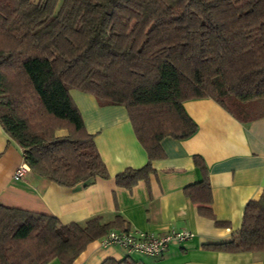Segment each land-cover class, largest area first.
Listing matches in <instances>:
<instances>
[{"label":"trees","instance_id":"16d2710c","mask_svg":"<svg viewBox=\"0 0 264 264\" xmlns=\"http://www.w3.org/2000/svg\"><path fill=\"white\" fill-rule=\"evenodd\" d=\"M122 106L147 163L115 184L131 190L165 157V138L197 126L189 100L211 99L239 123L264 118V0H0V127L24 164L60 187L107 180L93 136L69 91ZM57 132H64L58 135ZM184 190L216 228L206 167ZM128 232L121 216L61 225L53 217L0 206V264H73L108 232ZM216 251L264 252V192L246 204L241 226ZM102 264H141L125 257Z\"/></svg>","mask_w":264,"mask_h":264},{"label":"crops","instance_id":"0c3cea01","mask_svg":"<svg viewBox=\"0 0 264 264\" xmlns=\"http://www.w3.org/2000/svg\"><path fill=\"white\" fill-rule=\"evenodd\" d=\"M86 132L93 136L109 179H96L84 187H60L39 178L24 164L22 150L0 127V206L50 216L61 225L82 223L102 216L111 221L121 216L129 231L161 236L185 230L193 238L173 241L162 256L128 253L100 240L87 245L73 264H102L125 257L141 264H264V252L229 254L215 248L229 242L239 230L243 210L264 192V118L239 123L211 99L189 100L184 113L197 126L185 140L165 138L160 146L165 157L151 164L147 181L131 190L115 184L125 169L146 165L147 156L134 136L122 106L97 104L93 96L70 90ZM63 135L64 132H57ZM193 157L202 159L212 194V212L229 228H216L213 221L197 214L184 190L201 179ZM24 165L21 179L14 173ZM116 231V230H113ZM48 264H59L52 260Z\"/></svg>","mask_w":264,"mask_h":264},{"label":"built area","instance_id":"2783aa9c","mask_svg":"<svg viewBox=\"0 0 264 264\" xmlns=\"http://www.w3.org/2000/svg\"><path fill=\"white\" fill-rule=\"evenodd\" d=\"M27 168L22 165L14 173V179H21ZM193 238L191 232L185 230L171 231L161 236L146 235L139 232H118L110 231L100 242L105 246H115L128 253H139L145 256H162L169 245L176 241L178 243Z\"/></svg>","mask_w":264,"mask_h":264}]
</instances>
